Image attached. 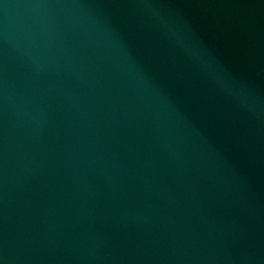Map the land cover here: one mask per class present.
<instances>
[{"label": "water", "instance_id": "water-1", "mask_svg": "<svg viewBox=\"0 0 264 264\" xmlns=\"http://www.w3.org/2000/svg\"><path fill=\"white\" fill-rule=\"evenodd\" d=\"M0 264H264V0H0Z\"/></svg>", "mask_w": 264, "mask_h": 264}]
</instances>
